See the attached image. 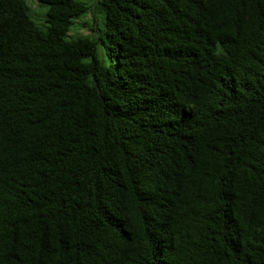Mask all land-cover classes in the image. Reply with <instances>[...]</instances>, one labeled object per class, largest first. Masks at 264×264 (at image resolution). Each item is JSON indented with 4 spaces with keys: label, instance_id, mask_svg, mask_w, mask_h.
<instances>
[{
    "label": "trees",
    "instance_id": "1",
    "mask_svg": "<svg viewBox=\"0 0 264 264\" xmlns=\"http://www.w3.org/2000/svg\"><path fill=\"white\" fill-rule=\"evenodd\" d=\"M36 3L0 0V264H264V0Z\"/></svg>",
    "mask_w": 264,
    "mask_h": 264
},
{
    "label": "rangeland",
    "instance_id": "2",
    "mask_svg": "<svg viewBox=\"0 0 264 264\" xmlns=\"http://www.w3.org/2000/svg\"><path fill=\"white\" fill-rule=\"evenodd\" d=\"M29 2L31 3V6L33 7V19L38 23V24H41V22L39 21V19H38V15H35L36 13H39V12H42V11H44V9H45V4L44 5H42V4H37L36 3V0H29ZM90 17V15H88L87 17H85V18H83V20L84 21H86L88 18ZM79 20H77V22H78ZM76 22V23H77ZM72 29V30H71ZM70 30V32L69 33H75V32H77V31H79V32H83V33H86V32H88V30H87V28L86 27H80L79 26V24L77 23L76 24V26L73 28H71Z\"/></svg>",
    "mask_w": 264,
    "mask_h": 264
}]
</instances>
